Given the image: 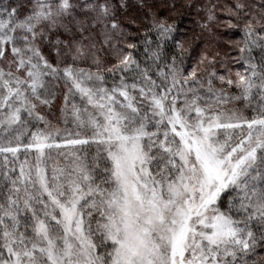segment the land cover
Instances as JSON below:
<instances>
[{"label": "snow or ice", "instance_id": "obj_1", "mask_svg": "<svg viewBox=\"0 0 264 264\" xmlns=\"http://www.w3.org/2000/svg\"><path fill=\"white\" fill-rule=\"evenodd\" d=\"M132 7L0 0V264H264V0Z\"/></svg>", "mask_w": 264, "mask_h": 264}, {"label": "trees", "instance_id": "obj_2", "mask_svg": "<svg viewBox=\"0 0 264 264\" xmlns=\"http://www.w3.org/2000/svg\"><path fill=\"white\" fill-rule=\"evenodd\" d=\"M129 4L132 5L133 7L129 10L130 12H134L138 6L139 0H128ZM157 4L160 3V0H156ZM199 3H204L207 4L209 3V0H198ZM232 0H211V3L213 4H219L221 6L231 3ZM161 13L163 15H168V12L165 11L163 8H161ZM217 14L221 17V20L223 21L226 19L225 14L218 8L217 9ZM201 15H204V13H201ZM127 19V18H125ZM179 26L183 30H188V36L189 38L193 35L196 34L200 36V39L196 41V47L195 51L193 53L192 59L188 62L186 65L187 67H190L192 64L196 62V60L199 59V54L200 50L207 45L210 46V41L211 38L208 33L201 34L200 29L198 27V24L196 23L197 21L200 20V16L197 15V12L195 9H192L179 18ZM217 32L224 34L223 39L220 41L221 45H223L227 39H239L240 38V33L235 30L227 29L226 27H218L215 29ZM133 31H135V27L133 26ZM215 50L214 48H212ZM235 54V53H233ZM238 67V65H237Z\"/></svg>", "mask_w": 264, "mask_h": 264}, {"label": "rangeland", "instance_id": "obj_3", "mask_svg": "<svg viewBox=\"0 0 264 264\" xmlns=\"http://www.w3.org/2000/svg\"><path fill=\"white\" fill-rule=\"evenodd\" d=\"M205 49V47H203L201 50H200V52L202 51V50H204ZM211 50H213V49H211Z\"/></svg>", "mask_w": 264, "mask_h": 264}]
</instances>
